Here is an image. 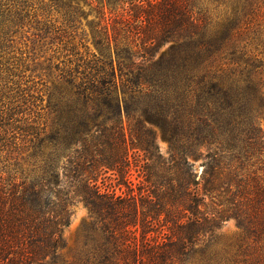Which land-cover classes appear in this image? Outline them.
I'll use <instances>...</instances> for the list:
<instances>
[{"label": "trees", "instance_id": "trees-1", "mask_svg": "<svg viewBox=\"0 0 264 264\" xmlns=\"http://www.w3.org/2000/svg\"><path fill=\"white\" fill-rule=\"evenodd\" d=\"M261 120L264 0H0V264H264Z\"/></svg>", "mask_w": 264, "mask_h": 264}, {"label": "rangeland", "instance_id": "rangeland-1", "mask_svg": "<svg viewBox=\"0 0 264 264\" xmlns=\"http://www.w3.org/2000/svg\"><path fill=\"white\" fill-rule=\"evenodd\" d=\"M94 15H91L89 19H93ZM28 26H34L35 23H27ZM83 26L88 28L87 21L83 20ZM260 125L264 130V120L260 121ZM156 143L160 148L161 153L164 156L169 155V143L166 141L159 130L156 133ZM195 163L194 169L200 174L203 170L202 160H193ZM108 177V178H107ZM128 179L134 183V187L139 183L141 178L139 177V172H137L135 166H132L130 173L128 175ZM118 180L115 179L114 175L110 173L101 176L99 183L102 186H117ZM126 190L125 186H122V191ZM117 191L120 193L117 189ZM73 215L72 220L69 226L65 227L63 231V237L65 240V247L60 249V259L62 261L71 262L75 259L77 253L82 249L85 242V233H84V225L90 224V215L88 208L82 202H76L72 206ZM241 230L237 226L235 220L230 219L226 221L221 229L217 231V237L221 243V246H232L235 245L240 237Z\"/></svg>", "mask_w": 264, "mask_h": 264}]
</instances>
